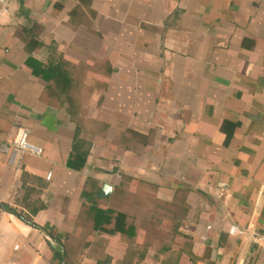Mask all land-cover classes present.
Wrapping results in <instances>:
<instances>
[{
	"label": "crops",
	"instance_id": "crops-1",
	"mask_svg": "<svg viewBox=\"0 0 264 264\" xmlns=\"http://www.w3.org/2000/svg\"><path fill=\"white\" fill-rule=\"evenodd\" d=\"M51 58L90 93L78 138ZM20 128L41 153L0 152V264H137L146 235L139 264H264V0H0ZM123 175L155 197L113 198Z\"/></svg>",
	"mask_w": 264,
	"mask_h": 264
},
{
	"label": "trees",
	"instance_id": "trees-1",
	"mask_svg": "<svg viewBox=\"0 0 264 264\" xmlns=\"http://www.w3.org/2000/svg\"><path fill=\"white\" fill-rule=\"evenodd\" d=\"M74 64H72L70 61H67L63 58L55 60L54 58L50 59L48 61L47 69H48V82L55 87L57 91V95L62 97L63 99L69 103V110L73 116V119L77 122V130H76V136L75 138L79 137L82 132V119H84L83 114L81 115V100H86L89 98L90 93L86 94L84 93L83 96L80 98L76 97L75 89V80L73 78V68ZM83 97V98H82ZM83 106V105H82ZM86 157V154L85 156ZM113 198L123 197L128 198L131 200V202H135L136 205L142 204L144 202L141 200V198H152L155 197V186L151 184H146L145 182L133 178L128 175H123V180L121 183V186L112 194ZM144 205V204H142ZM91 208L97 209L99 212H103L107 210V208H103V206L99 205H93L89 207V210ZM152 220L148 218L145 222V225L147 227L156 229L157 224L155 223V217L152 216ZM142 223V222H141ZM178 228L174 226V234L177 233ZM152 244V239L148 237L147 235L144 238V241L142 242V245L144 246V251L139 253L138 260L136 261L137 264L141 263L146 255L147 248ZM136 252V251H135ZM138 252V251H137ZM60 256H62V253H58ZM128 254V253H127ZM130 255L134 256L135 253L132 251L129 252ZM133 261V260H129ZM126 262V261H125ZM124 262V263H125ZM128 263V262H126Z\"/></svg>",
	"mask_w": 264,
	"mask_h": 264
},
{
	"label": "built area",
	"instance_id": "built-area-1",
	"mask_svg": "<svg viewBox=\"0 0 264 264\" xmlns=\"http://www.w3.org/2000/svg\"><path fill=\"white\" fill-rule=\"evenodd\" d=\"M29 131L25 128H20L11 142L0 141V152L6 154H13L18 150H33L35 153H41V149L33 148L27 141ZM51 177V173H48L47 178Z\"/></svg>",
	"mask_w": 264,
	"mask_h": 264
},
{
	"label": "water",
	"instance_id": "water-1",
	"mask_svg": "<svg viewBox=\"0 0 264 264\" xmlns=\"http://www.w3.org/2000/svg\"><path fill=\"white\" fill-rule=\"evenodd\" d=\"M112 192V186H110L109 184H105L103 186V190H102V197H106L109 196Z\"/></svg>",
	"mask_w": 264,
	"mask_h": 264
}]
</instances>
